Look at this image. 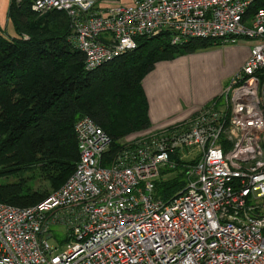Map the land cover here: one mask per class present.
<instances>
[{
	"label": "built area",
	"instance_id": "built-area-1",
	"mask_svg": "<svg viewBox=\"0 0 264 264\" xmlns=\"http://www.w3.org/2000/svg\"><path fill=\"white\" fill-rule=\"evenodd\" d=\"M253 2L33 3L35 11L68 14L86 70L161 32L173 45L192 38L253 45L222 99L183 123L123 138L114 154L112 137L80 118V158L66 182L33 206L0 201V264H264V7L248 15ZM190 153L198 156L186 160ZM174 154L187 162V184L166 201L156 181L178 166Z\"/></svg>",
	"mask_w": 264,
	"mask_h": 264
},
{
	"label": "trees",
	"instance_id": "trees-1",
	"mask_svg": "<svg viewBox=\"0 0 264 264\" xmlns=\"http://www.w3.org/2000/svg\"><path fill=\"white\" fill-rule=\"evenodd\" d=\"M35 1L11 0L9 18L17 35L0 34V201L20 207L36 205L74 172L80 118L91 117L112 137L114 154L123 138L152 128L143 80L157 63L221 44L192 38L173 45L169 32H161L86 70L68 14L35 11ZM260 7L264 0H254L247 14ZM185 163L162 171L175 173L156 181L157 197L168 201L185 189Z\"/></svg>",
	"mask_w": 264,
	"mask_h": 264
},
{
	"label": "crops",
	"instance_id": "crops-1",
	"mask_svg": "<svg viewBox=\"0 0 264 264\" xmlns=\"http://www.w3.org/2000/svg\"><path fill=\"white\" fill-rule=\"evenodd\" d=\"M132 0H103L104 4H129ZM11 0H0V34L14 37L17 35L16 29L9 18V8ZM243 47L236 50L232 47H225L228 51L229 66L225 71L226 84L222 83L215 88L207 86H197L192 81L191 71L188 68H167L168 71H161L156 75L160 80L159 87L145 86V91L149 100V113L153 128H168L176 124L183 123L192 117L199 109L208 106L218 97L231 81L230 77L239 70L250 56V49L253 42L244 40ZM241 42V41H240ZM219 48V47H215ZM227 75H229L227 77ZM155 76V77H156ZM153 78L152 85L157 84V79ZM230 79V80H229Z\"/></svg>",
	"mask_w": 264,
	"mask_h": 264
},
{
	"label": "rangeland",
	"instance_id": "rangeland-1",
	"mask_svg": "<svg viewBox=\"0 0 264 264\" xmlns=\"http://www.w3.org/2000/svg\"><path fill=\"white\" fill-rule=\"evenodd\" d=\"M242 43H245V41H241L237 44H219V45H214L211 47H208L203 50H198L192 53H187L184 55H179L176 56V58L171 59V60H165L157 63L156 67L149 72V74L144 78L146 85L145 86H150L152 87H159L160 86V80L156 75H159L161 71H168L167 68H171V71H173V68H188L191 71L192 75V81H194L197 86H207L208 88H215L217 85L222 83L226 84V81L228 78L225 76V71L228 68L229 60L228 58V51L226 50L227 47H232L238 50L239 48L243 47ZM227 46V47H226ZM219 47V48H215ZM226 47V48H225ZM173 67V68H172ZM235 74V73H234ZM234 74L230 79L232 80ZM156 76V77H155ZM229 75H227L228 77ZM158 78L157 79V84L152 85L153 78ZM229 79V80H230ZM143 80V82H144ZM231 82V81H230ZM144 86V84H143ZM145 88V87H144ZM218 99H222L216 97ZM157 129V128H155ZM164 129V128H161ZM181 153L185 156L186 151H181ZM198 155L190 153V155L186 158V160H193L196 158ZM177 172V171H176ZM175 172L169 173V174H164L161 177L162 178H168L169 175L174 174ZM37 187H39L40 183L39 181L36 182ZM52 231H54L56 234H58V239L63 238V231L61 228L57 226L52 227ZM56 238H53L51 240V243L53 244H58Z\"/></svg>",
	"mask_w": 264,
	"mask_h": 264
}]
</instances>
